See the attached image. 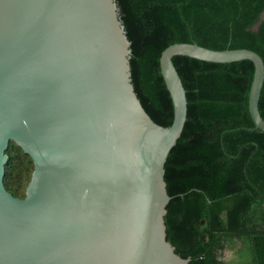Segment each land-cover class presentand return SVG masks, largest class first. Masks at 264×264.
Listing matches in <instances>:
<instances>
[{"label":"water","instance_id":"95a60500","mask_svg":"<svg viewBox=\"0 0 264 264\" xmlns=\"http://www.w3.org/2000/svg\"><path fill=\"white\" fill-rule=\"evenodd\" d=\"M117 0H0V264H189L167 238L165 165L188 118L173 61L251 60L249 110L264 59L246 48L176 42L160 57L171 125L135 91ZM34 162L24 197L4 184L10 142Z\"/></svg>","mask_w":264,"mask_h":264},{"label":"trees","instance_id":"16d2710c","mask_svg":"<svg viewBox=\"0 0 264 264\" xmlns=\"http://www.w3.org/2000/svg\"><path fill=\"white\" fill-rule=\"evenodd\" d=\"M117 2L131 41L135 91L158 124L174 119L160 68L169 45L246 48L264 59V0ZM173 61L187 91L188 118L165 165L167 238L192 258L189 264H264V132L254 128L249 110L254 63ZM259 108L264 118V86ZM6 153L4 184L24 197L34 162L13 141Z\"/></svg>","mask_w":264,"mask_h":264},{"label":"rangeland","instance_id":"374dc122","mask_svg":"<svg viewBox=\"0 0 264 264\" xmlns=\"http://www.w3.org/2000/svg\"><path fill=\"white\" fill-rule=\"evenodd\" d=\"M231 255H232L231 252H229V251L226 252V258H227V259H230Z\"/></svg>","mask_w":264,"mask_h":264}]
</instances>
